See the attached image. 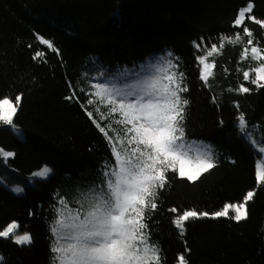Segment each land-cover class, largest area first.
Returning <instances> with one entry per match:
<instances>
[{"label": "trees", "instance_id": "trees-1", "mask_svg": "<svg viewBox=\"0 0 264 264\" xmlns=\"http://www.w3.org/2000/svg\"><path fill=\"white\" fill-rule=\"evenodd\" d=\"M249 3L252 11L243 26L252 32L251 46L242 26L233 23ZM262 25L264 0H0V98L22 97L14 124L34 134L33 140L18 141L0 130V148L14 153L7 162L0 158V176L26 183L35 170L53 169L24 195L0 181V230L15 221L32 236L30 245L0 238L1 264H53L49 225L56 217L54 206L61 207L58 200L64 197L70 208H79L76 200L83 193L107 191L104 166L115 165L112 145L85 108L101 127L112 125L106 130L114 139L123 135V126L114 123L118 114L101 120L95 109H107L87 105L95 99L93 85L130 89L162 78L160 68L166 65L159 57L178 65L171 71L184 73L186 141L210 151L216 165L195 181L166 173L158 206L146 212L144 221L150 242L161 250V264H178L181 254L188 264H264V184L258 185L254 152L237 125L243 114L264 140V88L243 78L244 71L254 78L253 66L264 62L251 60L250 53L243 56L245 47L264 52ZM238 32L241 41L232 45L225 39L223 49L207 58L215 67L206 84L197 57ZM37 51L45 55L33 59ZM241 84L250 91H237ZM73 92L74 99H65ZM249 191L254 197L245 220L237 222L232 213L192 219L183 236L173 223L185 210L211 214L225 204H239Z\"/></svg>", "mask_w": 264, "mask_h": 264}, {"label": "snow or ice", "instance_id": "snow-or-ice-1", "mask_svg": "<svg viewBox=\"0 0 264 264\" xmlns=\"http://www.w3.org/2000/svg\"><path fill=\"white\" fill-rule=\"evenodd\" d=\"M252 7L249 3L239 11L238 18L233 22L234 27L242 26L243 33L249 37V46L253 44L250 39L252 32L243 25L246 13H251ZM248 18L262 24L255 17ZM38 39L48 49L58 52L51 41L42 37ZM225 39L235 45L242 38L239 32L235 34V38H222L219 48L213 44L206 56L197 57L202 65L200 79L206 84L209 78L214 76L212 70L215 67L214 62H206L207 58L223 49ZM196 47L199 49L200 45L196 44ZM249 51L251 60L264 61V52L256 46L245 47L244 58H248ZM44 55L43 52L37 51L33 59ZM167 56L172 57L173 53L168 52ZM158 60L164 61L166 65L160 68L164 73L163 77L154 76L136 88L120 89L102 83L93 85L95 90L91 95L95 99H88L87 105L99 103L107 109L106 112L101 111L99 107L95 109L101 120L118 114L120 119L114 123L123 126V135L114 139L108 131L112 129V125L101 127L93 112L85 108L88 117L112 145L115 165L106 163L104 166L108 169L103 172L107 191L97 192L94 188L83 193V199L76 200L79 208H70L68 200L64 197L58 200L61 207L54 206L56 217L49 225V231L54 237L50 246V251L54 254L53 264H161V250L155 243L150 242L148 225L144 221L146 212L153 211L158 206L156 200L159 190L167 184L166 173L171 171L178 173L181 178L195 181L216 166L210 151L201 150L200 146L185 139L183 121L188 100L182 93L187 92L188 88L184 84V73L171 71L178 66L171 59L159 57ZM252 71L254 78L250 71H244V80H249L258 88H264V62L253 66ZM161 79L167 83L160 84ZM80 91L84 92V89L81 88ZM237 91L248 93L250 89L241 84ZM75 96L73 92L65 99L72 100ZM21 99L22 97L17 95L13 103L9 98H0V123L15 129L14 117ZM81 107L85 105L82 104ZM238 127L241 133L245 134V139L260 153H264V141L252 139L251 133L247 132L248 125L243 114L238 118ZM117 145L120 147L117 148ZM13 156L14 153L0 149V158L5 162ZM51 172L52 169L45 165L32 175L47 179ZM256 179L258 185L264 184V165L258 167ZM12 190L17 193L23 191L19 186ZM253 197L254 191H249L243 202L225 204L222 211L211 214L185 210L175 217L173 223L183 236L186 222L192 219L209 216L228 218L231 211L234 215L230 218L239 222L248 218L246 206ZM169 211L176 213L178 210L171 208ZM20 228L18 222H10L0 230V238H11L18 245H30L31 234H20ZM178 264H188L185 255H179Z\"/></svg>", "mask_w": 264, "mask_h": 264}, {"label": "rangeland", "instance_id": "rangeland-1", "mask_svg": "<svg viewBox=\"0 0 264 264\" xmlns=\"http://www.w3.org/2000/svg\"><path fill=\"white\" fill-rule=\"evenodd\" d=\"M247 14V13H246ZM246 18V17H245ZM263 52V51H261ZM249 53L251 54V52L249 51ZM208 63V62H207ZM264 82V81H262ZM102 83V82H101ZM97 84V83H96ZM104 84V83H102ZM106 85H108L109 87H111L108 83L105 82ZM2 98H9V97H2ZM10 99V98H9ZM12 100V99H11ZM13 103H15L14 100H12ZM239 118V117H238ZM237 125H238V122H237ZM248 125V124H247ZM16 126V125H15ZM239 128V127H238ZM0 130L9 138H12V139H15V140H18V141H28V140H33L34 139V134L16 126L15 129L12 128L11 126H7V125H3L2 123H0ZM259 130V127L258 126H249L247 127V132L248 133H251V136H252V139L255 140V141H264L262 136H260L259 134H257ZM243 136L245 137V134L242 133ZM247 140V139H246ZM248 143L250 144L253 152H254V157H255V164H256V172H257V169L259 166L261 165H264V153H260L258 151L257 148H254L253 147V144L249 142V140H247ZM1 149V148H0ZM6 151V150H5ZM8 152H11V151H8ZM47 166V165H46ZM50 169H52L50 166H48ZM42 168V167H41ZM40 168V169H41ZM40 169H37L35 170L34 172L40 170ZM32 172L31 174H29L28 178H27V181L26 183H22V182H18L16 180H12V179H6L5 177L3 176H0V181L6 186L8 187L10 190H12L13 188L19 186L23 189L22 192L20 193H17L15 191H13L14 193L18 194V195H24L26 193V190H27V187L29 185H33L35 184V182L37 180H44V179H41L39 177H34L32 174L34 173ZM53 173V169H52V172L51 174ZM51 174L49 176H51ZM228 204H232V203H228ZM233 204H236V203H233ZM223 210V209H222ZM221 210V211H222ZM232 212L230 211L229 214H231ZM182 214V213H181ZM234 214V213H232ZM24 232H28L29 231L27 229H23V228H20L19 229V233L22 234ZM5 239V238H4ZM9 240L13 241L11 238H8ZM0 258H2L0 256ZM2 262V259H0V264Z\"/></svg>", "mask_w": 264, "mask_h": 264}]
</instances>
